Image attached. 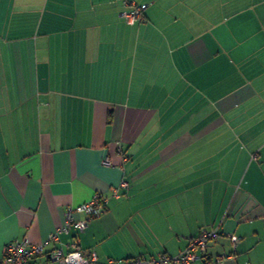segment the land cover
<instances>
[{"label":"crops","instance_id":"1","mask_svg":"<svg viewBox=\"0 0 264 264\" xmlns=\"http://www.w3.org/2000/svg\"><path fill=\"white\" fill-rule=\"evenodd\" d=\"M123 1L0 0V256L101 194L60 234L100 264L211 228L210 255L264 264V0Z\"/></svg>","mask_w":264,"mask_h":264},{"label":"built area","instance_id":"2","mask_svg":"<svg viewBox=\"0 0 264 264\" xmlns=\"http://www.w3.org/2000/svg\"><path fill=\"white\" fill-rule=\"evenodd\" d=\"M122 6L120 16L125 21L129 23L143 21L146 5L124 0ZM103 164L110 166L111 163L106 159ZM127 188V182L122 180L119 187L113 189L112 197L121 198L120 190L126 191ZM107 204L108 198L95 194L89 202L76 209L77 212L85 215L84 220L76 221L68 214L63 226L52 232L47 240L40 244L32 243L27 237L10 242L3 249L0 264H100L95 253L84 255L77 241L67 245L62 244L60 234H67L70 229L83 232L92 219L99 218L105 213ZM219 237L217 228L203 229L196 237L191 238L187 247L176 256L159 255L150 260L143 258L109 260L105 264H224L226 260L232 258L231 254L212 256L208 253L210 244ZM230 240L235 248L237 240L233 237H230ZM48 243L54 245L51 250L46 249Z\"/></svg>","mask_w":264,"mask_h":264}]
</instances>
